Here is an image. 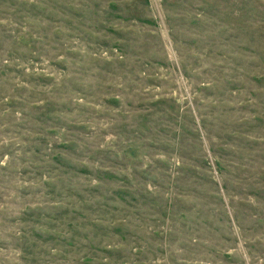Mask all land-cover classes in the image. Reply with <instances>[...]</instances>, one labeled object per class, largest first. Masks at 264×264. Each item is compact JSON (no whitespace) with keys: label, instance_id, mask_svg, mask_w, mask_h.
Wrapping results in <instances>:
<instances>
[{"label":"rangeland","instance_id":"obj_1","mask_svg":"<svg viewBox=\"0 0 264 264\" xmlns=\"http://www.w3.org/2000/svg\"><path fill=\"white\" fill-rule=\"evenodd\" d=\"M0 264H264V0H0Z\"/></svg>","mask_w":264,"mask_h":264}]
</instances>
